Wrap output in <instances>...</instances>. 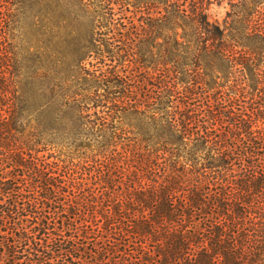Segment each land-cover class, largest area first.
<instances>
[{
    "label": "trees",
    "instance_id": "obj_1",
    "mask_svg": "<svg viewBox=\"0 0 264 264\" xmlns=\"http://www.w3.org/2000/svg\"><path fill=\"white\" fill-rule=\"evenodd\" d=\"M204 1H27L93 16L85 69L22 56L0 0V264H264V47Z\"/></svg>",
    "mask_w": 264,
    "mask_h": 264
},
{
    "label": "rangeland",
    "instance_id": "obj_2",
    "mask_svg": "<svg viewBox=\"0 0 264 264\" xmlns=\"http://www.w3.org/2000/svg\"><path fill=\"white\" fill-rule=\"evenodd\" d=\"M21 10L15 13L12 24L13 45L22 56L26 52L34 54L36 66L52 65L58 58L56 53L67 55L68 64L81 63V67L91 69L94 63L88 56L90 44L94 39L93 16L69 15L68 30L58 37L55 33L54 17L41 6L27 7V1ZM204 1L205 13L223 32V37L216 40V46L237 51L263 48L264 44L252 39L251 35L257 27H264V0H207ZM31 6V7H30ZM25 7V8H23ZM132 10V9H131ZM56 37V38H55ZM92 47V46H91ZM224 67L217 68L216 76L224 78Z\"/></svg>",
    "mask_w": 264,
    "mask_h": 264
}]
</instances>
